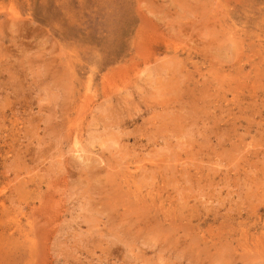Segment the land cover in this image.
<instances>
[{
  "label": "rangeland",
  "instance_id": "374dc122",
  "mask_svg": "<svg viewBox=\"0 0 264 264\" xmlns=\"http://www.w3.org/2000/svg\"><path fill=\"white\" fill-rule=\"evenodd\" d=\"M0 264H264V0H0Z\"/></svg>",
  "mask_w": 264,
  "mask_h": 264
},
{
  "label": "bare ground",
  "instance_id": "6f19581e",
  "mask_svg": "<svg viewBox=\"0 0 264 264\" xmlns=\"http://www.w3.org/2000/svg\"><path fill=\"white\" fill-rule=\"evenodd\" d=\"M178 65H179V64H178ZM185 115H186V114H185ZM172 120H173V119H172ZM186 120H187V119H186ZM181 122H182V121H181ZM183 122H184V121H183ZM183 128H185V127H183ZM183 131H184V130H183ZM188 131H189V130H188ZM181 132H182V131H181ZM186 132H187V131H186ZM187 133H188V132H187ZM174 136H175V135H174ZM188 162H189V161H188ZM159 163H160V162H159ZM183 164H184V162H183ZM139 169H140V168H139ZM158 169H159V168H158ZM132 170H133V168H132ZM142 170H143V169H142ZM171 170H172V169H171ZM134 171H135V170H134ZM134 171H133V172H134ZM130 172H131V171H130ZM138 174H139V173H138ZM138 176H139V175H138ZM149 176H150V175H149ZM165 177H166V176H165ZM179 188H180V187H179ZM162 189H163V188H162ZM115 204H117V203H115ZM118 205H119V204H118ZM2 207H3V206H2ZM2 207H1V208H2ZM166 207H167V206H166ZM165 209H167V208H165ZM137 210H138V209H137ZM165 212H167V210H166ZM165 212H164V213H165ZM169 214H170V213H169ZM169 214H167V215H169ZM115 215H116V214H115ZM162 215H163V214H162ZM164 215H165V214H164ZM167 215H166V216H167ZM170 216H173V214H170ZM152 218H153V217H152ZM165 218H166V217H165ZM169 218H170V217H169ZM144 222H145V221H144ZM146 222H147V221H146ZM44 236H45V235H44ZM129 241H130V240H129ZM123 253H124V252H123ZM135 254H136V253H135Z\"/></svg>",
  "mask_w": 264,
  "mask_h": 264
}]
</instances>
